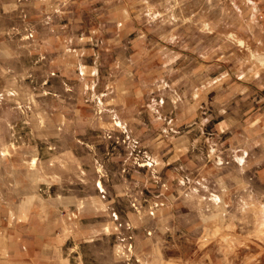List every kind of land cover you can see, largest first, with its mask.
Returning <instances> with one entry per match:
<instances>
[{
    "label": "rangeland",
    "instance_id": "1",
    "mask_svg": "<svg viewBox=\"0 0 264 264\" xmlns=\"http://www.w3.org/2000/svg\"><path fill=\"white\" fill-rule=\"evenodd\" d=\"M18 3L20 14L11 10L0 14V40L9 43V47H3L0 59V123H9V114L12 120L25 123L27 105L38 104L40 95L47 93L49 84L45 76L50 68L46 65L45 49L48 45L55 49L62 47L68 51L62 52L67 69L73 70L75 60L86 68L91 65L94 72V81L89 84L83 76H71L75 78H70L71 90L66 93H74L76 98H68L67 108L72 109L77 103L81 108L114 114L113 110L125 108L124 93L128 90L125 80L139 76L150 83L147 90L152 95L148 100L151 108L144 104L145 98L140 106H149L154 112L159 121L157 130L170 144L173 137L166 132L170 131L168 115L183 107L186 95H192L186 101L194 110L193 115L183 117L181 123L182 128L191 124L196 127L193 153H189L183 138V147L175 150L172 158L168 152L169 156L164 155L158 159L159 164H153L166 174L158 187L167 193L170 185L171 191L175 188L169 175L176 160L179 173H185L174 191L178 201L174 197L171 200L185 212L179 224H187L188 220L191 223L196 218L189 214L187 220L186 212L202 200L204 192H199V187L215 193L219 188L234 187V159L241 148L240 140L248 142L253 133L259 139L264 137V0H18ZM25 29L34 37V76L29 63L31 55L26 53V41L22 38ZM7 31L9 35L5 34ZM71 46L77 48L78 55L67 50ZM50 86L60 88L58 82ZM108 86L110 94L105 95ZM24 95L37 96L26 99ZM77 97L85 98L87 103L79 102ZM113 118L114 125L124 129L123 123ZM98 119L106 122L101 114ZM66 122L81 120L71 115ZM111 134L110 141L128 158L125 165L132 163L136 168L137 160L145 157L141 147L130 144L125 134ZM124 137L126 141L122 143ZM255 152L258 153L254 155H259L264 149ZM250 156L251 152L246 151L244 159ZM248 174V168H243L241 183L236 181L235 186L243 192L250 187ZM128 183L127 187L144 189L146 193H140L144 199L156 185L142 176ZM256 184L257 195L246 192L236 197L237 201L241 199V212L234 211L239 203L234 202L232 195L225 196L224 201L220 197L217 204L202 200L204 212L199 213L208 217L211 227L179 226L172 236L178 251L189 253L196 241L202 239L209 243L214 256L226 257L227 264H264V183ZM182 187L191 192L184 203L180 201L184 198Z\"/></svg>",
    "mask_w": 264,
    "mask_h": 264
},
{
    "label": "crops",
    "instance_id": "2",
    "mask_svg": "<svg viewBox=\"0 0 264 264\" xmlns=\"http://www.w3.org/2000/svg\"><path fill=\"white\" fill-rule=\"evenodd\" d=\"M18 5V0H0V14L6 10L20 14ZM5 34L9 35L8 31ZM22 38L26 41V53L31 55L29 63L34 76L33 33L25 29ZM4 46L9 47V43L0 40V59ZM61 48L48 45L45 49L46 65L50 68L45 76L49 84L47 93L40 95L38 104L27 105L25 123L12 120L11 114L9 123H0V133H4L0 135V264H227L226 257L212 254L205 240L199 239L189 253H182L172 236L179 226L211 227L208 217L199 213L204 212L200 203L204 199L217 204L220 197L224 201L225 196L232 195L234 202L239 203L234 211L241 212V199L237 201L236 197L246 192L251 196L258 194L256 183H264V152L254 153L264 149V137L259 139L253 133L248 142L240 140L241 148L234 159V187L219 188L217 193L199 187L197 190L204 192L202 200L186 212L187 220L189 214L196 218L191 223L188 220L187 224H179L185 212L171 200L172 197L177 200L174 191L185 173H179L176 160L169 175L175 188L171 191L170 185L167 193L158 187L166 174L153 164H159L158 159L168 152L172 158L174 151L183 147V138L189 153H193L196 127L191 124L182 128L181 123L183 117L193 115L194 110L186 101L192 95H186L183 107L168 115L170 131L166 132L173 140L167 144L162 139L163 133L157 130L159 121L148 102L152 97L147 90L150 83L139 76L125 78L128 85L125 108L113 110L114 114L81 108L77 103L74 108H67L68 98H76L74 93H66L71 90L70 78L83 76L89 84L94 81V72L91 65L86 68L75 60L73 70L67 69L62 52L68 51ZM67 50L73 55L79 52L72 46ZM55 82L60 88H51L50 83ZM109 86L105 95L110 94ZM24 96L31 99L37 95ZM77 99L87 103L85 98ZM142 99L150 108L140 106ZM98 114L106 122L101 123ZM71 115L79 116L81 122L67 123ZM113 116L123 123L124 129L114 125ZM112 132L125 134L130 144L141 147L145 157L137 160L136 168L132 163L125 165L128 158L110 141ZM125 141L122 138L121 142ZM120 147L125 149L124 144ZM245 150L251 152L247 160ZM243 168H248L250 179V187L244 192L235 186L241 183ZM141 176L156 183L145 199L140 194L146 193L144 189L127 187L128 181ZM182 188L184 198L180 201L184 203L191 192Z\"/></svg>",
    "mask_w": 264,
    "mask_h": 264
}]
</instances>
